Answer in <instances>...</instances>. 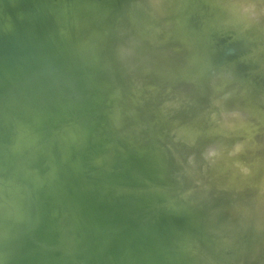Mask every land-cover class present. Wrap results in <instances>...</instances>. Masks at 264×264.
<instances>
[{"label":"water","instance_id":"water-1","mask_svg":"<svg viewBox=\"0 0 264 264\" xmlns=\"http://www.w3.org/2000/svg\"><path fill=\"white\" fill-rule=\"evenodd\" d=\"M175 2L165 17L172 15L178 20L180 41L187 47L182 58L192 54L190 59L198 62L196 75L191 81L182 78L174 87L162 82L164 79L160 80L163 86H158L147 74L136 82L145 83L146 92L151 93L201 88L203 74L222 49L219 73L239 81L237 91L262 95L260 104L245 97L251 109L264 107V68L258 67L250 51L234 45L237 38L222 33L224 29L205 24L210 5L206 0ZM212 2L216 8L212 12L222 14L226 0ZM114 5V0H0V208L9 214L20 210L17 222L0 219L17 243L6 253L4 264H38L42 256L47 264H185L172 245L185 235H196L197 228L185 213L173 214L160 206L157 196L137 189L141 179L155 175L156 159H149L142 151H126L115 156L107 169H99L85 161L79 150L63 156L52 139V126L64 118L72 119L83 135L104 122V71L76 43L103 17L108 30L101 37L130 44L134 30L125 28L126 33L118 38L110 35L116 17L106 11ZM94 6L97 9H92ZM217 14L214 16L220 17ZM156 41L160 47L170 46ZM120 46L124 62L134 61L131 49ZM131 67L130 72L134 71ZM135 96L137 101L140 96ZM227 100L228 96L219 99L209 95L201 109ZM234 108L244 109L242 104ZM234 108L222 110V116ZM221 120L213 129L196 128L191 135L172 141L195 150L220 133ZM26 136L30 150L16 153L14 146ZM100 150V145L91 148L94 154ZM179 173L178 179L183 181ZM62 219L73 240L70 251L60 245ZM22 228L40 249L25 246L19 232Z\"/></svg>","mask_w":264,"mask_h":264},{"label":"rangeland","instance_id":"rangeland-1","mask_svg":"<svg viewBox=\"0 0 264 264\" xmlns=\"http://www.w3.org/2000/svg\"><path fill=\"white\" fill-rule=\"evenodd\" d=\"M130 1L131 0H114L115 5L113 7H110L109 10L106 11L107 14L112 15V17H115L116 16L115 20L118 17L116 14H119V15L122 14V16H123V17L122 16H119V17H121L123 19V20H121V18L119 19L121 21V25L118 24L119 23L118 22L119 20L118 19L116 20L117 24L114 25V27H116L117 30L116 29H112L113 30L112 37L115 35V33H116V36H114V37H117V35H121V34L123 35V33H126L125 32V28H128L131 31H133L135 29V26H133V25L135 24L136 21H138L137 24L140 25V26H137L138 28H136V30L137 29L140 30V28H141V30H143L146 34L147 33L148 34L147 35L144 34L143 31H139V34H137L136 33V30H134V32H135V36L134 37H136L135 39L138 38V39L141 40L142 38H144V40L142 39V41H145V38H147V39H150L152 41V44H151V41L150 40H149L150 42L149 41L148 42L145 41V43L142 42V41L140 42V40H137L140 43V44L138 43V47H137L136 46L137 45L136 44V41H133V40H135L134 37H133V40H132L133 42H130V46L129 47H126L127 46V43H124V42L122 43V41L121 42H117V43L116 42L113 43L111 41L108 42V40H106V39L104 40L103 38H101V36H102L103 32H105V31L108 30L107 29L108 27L106 25L105 18H103V17H102V20L100 19V22L97 23L94 26V30H93L94 32H88L87 35L85 34V35H83L81 37V39H78L77 46L82 51L84 50L83 51L84 54L87 51L88 55H87V53L85 55L88 56V57H91L96 62V64L99 67H101L103 69V71H104V76H103L104 77V82H105V84L107 82V84H106V95H105V104H104L105 106H103L102 112H103V117H107L105 119L103 118L104 123L106 125L103 126V123L102 124H97L99 126L96 125L94 127V130H92L93 132H91L88 135H83L81 132H79V130H77L76 127H74L75 126V123H73V121H71V123L73 124V126H72V124L70 122L68 123V121H70L72 119L64 118L61 121H59V124L60 125L58 124V127L55 126L56 123L52 126V129L54 131H56V133H54L53 130H52V133L55 136H57V137H53V134H52V137L54 139L57 138V140H54V142H56V145L58 147H60L61 149H62L61 146H64V145L66 146V143L68 144L70 142H73V145H70V147H69V145H67L68 146V147L66 146L67 148L64 146L66 149L65 148H63L62 150L59 149L60 150V153H61V151H63L61 153L63 156L69 154L68 152H69V150H72L73 149L72 146H74V144H76V146H74V148H75L74 150L75 151L74 150L73 151H70V154H73V153L77 152L78 151V150H76L77 147L78 148L80 147L81 148V149L79 148L80 151L81 150L83 151V149L85 148V146L88 143L89 146L88 145L87 146H88V149L90 150V152H89V150L87 148H85L86 150L84 149L86 152L85 151H83V152L81 151L82 153L79 152V151L78 152L80 153V155H83V156H85L86 153H87V156H85V157L82 156V158L84 160L90 162V164H92V165L94 164L93 166H95L96 168H99V169L101 168V166L103 167L101 169H107L109 167V165L111 164L109 162H112L113 161L111 159H114L115 156L122 154L121 151H123V153H124V151L126 152L129 149L131 151H133L134 148L133 149H131V148L134 147L135 144H136V146H138L140 144H141V146H143V145H145L144 143H148V144H146L148 147L147 146H145V147L143 146L144 148H141L139 146L141 148L139 150H138L139 147L137 148L135 146V150L134 151H137V150L138 151H142V152H144L149 157V159H157V162H158L159 166H158V168H156V171H155L156 173H155V175L153 177H149V178L148 177H145L144 179H141V181L139 183V185H141V186H137L138 187V190L140 191L139 188L141 187V192L143 191V193L151 194V195H155V196H157V194L160 195V196H157L160 199L159 202H161V203H159L160 206L161 207L164 206L163 208H165L168 211H171L173 214H182L184 212L185 213L187 212L188 214H186V215L189 216V215H191V211L194 210L195 212H197L198 211V208L201 209V210H199V213L200 214H197L198 213L197 212L196 213L197 215H196L195 218H190V220L192 221L193 225H195V227L198 230V233L196 234L197 236L195 237V235L194 236L193 235L192 236L191 235H185V236H183L184 238L181 237L182 240H184V241H182V242H180V241L179 242H175L172 245V248H174V249L177 248V250L182 254V256H184V258H185L184 259L185 264H193L194 261L192 262L193 259L191 258V256H197L198 257L197 262H195L194 264H218V263L219 264L220 263H222V264H264V207L261 208L260 210H258L257 212H255L253 214V216H251V215L250 216H247L244 213H238L237 214V219L239 221V224H238L239 226L237 228H235L236 224L234 225L232 223H227L226 221H224L225 220V214L227 213V210L223 211L222 208H221V206L224 205V204L228 205L231 201L232 202H234V201L236 202L237 200L241 199L242 197L244 198V196H246L244 194H247V192L249 191L248 188H250L251 185H253V184H256V186H257V188L259 190H261V191L264 190V113H260V111L257 108H253V109L248 110L246 112H244L242 108H238L236 110H234L235 109L234 108L233 109L234 111L232 113L227 114L225 117L222 116V113H221L222 110H224V109L226 110L227 108H230L232 106L235 107L237 104H241V103L244 104V102H245V97L242 96V94H241V97L242 98L244 97V99L240 98V99H242V102L240 103L241 100L238 99V97L240 95V91H237L238 88L236 90H234V92H233V89L238 86V82L239 81H237V80L234 81V79H231V80L230 79H227V78H229L228 77V74L219 73L220 67L218 68L217 66L219 65V63L221 61L222 51H220L218 54H216L215 57L213 56L214 58L211 61L212 62V66H210L209 67V70H206V73L203 74L202 79H203V81H205V83H204L203 86H201V90H200V88H187L186 89L187 91L186 90L184 92H181L180 91L181 94H183V93L185 94L187 92L186 95H189V96H192V92L194 91L193 92V95H195V98L196 99L198 98L197 100L196 99H193L194 96H192V100H190L191 97L189 98V96H188L187 101H185L186 100V96L183 94L182 96H184V97H180L181 94H179L178 91L175 92V90H173V89L172 90L174 91V94L178 93V94H176L177 95V98H176V96L174 98V95H172L171 93H168V94H170V96L173 97V99H175V102H174V100L171 99L170 96L168 98L171 99V102L168 101V100H166V98H167L166 96H168V94L165 95V96H164V94H161V92L163 93V90L161 92L159 90V93L158 94H157L158 90H156V92H154V93H151L150 92L152 96L151 95L149 96V94H150L149 92H146L147 93L146 94L144 92L147 89L146 84L143 83L144 84L143 85L142 82L141 83L138 82V83H140V85L142 84L141 86H138V83L134 81L136 79L138 80V77L137 78H132L133 79L132 80L131 79V76L132 77L133 76L134 77L139 76V78H140L143 75V73L149 75L148 73H150L152 71L150 73V76H149V78L152 80L151 82H153V79H154V82L155 83L157 82L158 86H161V85L163 86V84H161V83L162 82H165L166 85H171V86L174 87V86H176V85L179 84V81L183 80L182 78H184L187 81H189L191 77H193L194 75H196V70L198 69V64H197L196 61H194V60L192 61V59H190V57L192 56V54L189 55V56H187L184 59L182 58L183 57V54L185 53V49L187 50V47L186 46H184L185 48L184 47L183 48L181 47L182 50H179L178 52H176V54L178 56L177 55L175 56V54H174L175 52H172L173 53L172 55H174V56H172L171 55V52L169 50L170 54L167 56L168 58L165 56L164 61H163V58L162 57H164V55H167L168 52H166L167 54H163V56H159V53L160 54L161 53H164V52H161V50L162 51H166V50L168 51V49H170V48H168V46L165 45L166 47L164 46L165 48L162 49L163 46L160 47V43L156 41V37H160V36H163L164 35L163 37L166 38V36L170 34V37L169 38L164 39L163 37H160L161 38L160 40H163L164 39L166 41V43L164 41V44L170 45V47H171V45H172V47H174L173 44L174 45L175 44H179L180 43V41H179L180 40V36H182V33L180 32V27H179V24H178V20L174 16H172V15H169L166 18L165 17V14L164 15L162 14L165 17V20H164V18L160 17L161 14L158 15L159 13L155 12L156 11V10H154L155 8L154 9L152 8L154 11L151 10V7H153V4H150V3H152V0H137V1H134L136 3H130ZM206 1H207V3H209L211 5H209L206 8V10H207L206 14L207 15L205 14V17L207 18L208 14H210V15L212 14L211 17H213L214 19H212L210 17V19L213 20V22H212V20H210L209 19V16H208V20L205 18V24H208L210 22L211 24L209 23L208 25H211L213 27H215V26H217L218 28L222 27V29H225V27H227L225 30H223L224 32L222 31V33H227L228 32L227 34L230 35V37H232V36H234V38L236 37L237 39L234 42V45H242V46H244L247 50L250 51V53L252 54L253 58L255 60H257L258 67L264 68V19H261L262 12H263V9H264V0H257L256 3L254 2V4L251 3V2H249V0H239L240 3L243 4V6H244V8H243L244 12H247L248 13V15H247L248 16V19H245V22L243 23L244 25H246V28H248V32H245L244 31L246 29L245 27L243 28V31H242V27H243L242 26V20L240 21V20H236L235 18H233L234 17L233 14H234L235 10L237 9V7H235L233 5V3H231V2H235L236 0H226V1H230V2H226L227 4L230 3V5H226V8H224L226 11L224 10L223 12H221L224 15L219 14V12H218V14L217 13H213L214 11L212 9H214V10L216 9V8L211 7L212 6V3H213L212 2L213 0H211V1L210 0H206ZM174 3H176L175 0H173L172 2H169L167 6L170 7V9H173V4ZM186 3H187V1L185 2V5L183 6V8H186V6H187ZM231 5L234 8H236V9H233L234 11L231 9V8H233V7H231ZM227 6H230L231 8L228 7L229 8L228 9ZM209 8H212V9H209ZM92 9H97V7L94 6V7H92ZM199 9H200V7H199ZM149 10H150V13H152V15L149 13L148 20L144 22L145 18L143 19V13L146 14ZM210 10L213 11V12L212 13H208V12H211ZM143 11H145V12H143ZM151 11H153V12H151ZM106 12H104V15L106 14ZM140 12H141V15H142L141 16L142 17L141 20H140L141 17L140 18L138 17V15L140 16ZM124 13L127 15V17H126V15ZM166 14H168V13H166ZM214 14H217L220 17L216 18L214 16ZM132 17H134V18H132ZM149 17H151L152 19L149 18ZM20 18H21V16H20ZM137 18L140 21L137 20ZM124 19H125V22H124V24H122L123 23L122 21H124ZM127 19H128V21L130 19L131 20H134V22L130 20V23H128L126 21ZM154 19H155V23L154 22L152 23V21ZM160 19H162L163 23L162 22H159ZM231 19L233 21H231ZM115 20L113 22H115ZM142 20H143V22H142ZM207 21H208V23H207ZM223 21H225L224 22L225 24L223 23ZM235 21L236 22H239L240 21V23H239L240 25L238 24V26H234V25H237V23L235 24ZM131 22H133V23H131ZM165 22H166V25L167 26L165 25ZM232 24H234L233 25L234 28H233ZM122 25L123 26L126 25V26L122 28V27H120ZM163 27H165V29ZM236 27H237V29H239V28L240 29L237 30ZM119 29H121V30H119ZM161 29H163L162 32H165L164 30H166V34H164L162 32H159V31H161ZM99 30H100V32H99ZM101 30H102V32H101ZM114 31H116V32L114 33ZM153 31L155 32V34H154ZM169 31H170V33H169ZM119 32L120 33L122 32V33L120 34ZM98 33H100V34H98ZM142 33H143V35H142ZM160 33H162L163 35L160 34ZM111 34H112V31H111ZM140 34H141V36H140ZM173 35H175V37ZM236 35H238V36H236ZM152 36L153 37L156 36V37H154L155 39L154 38H151ZM246 37H247V39H246ZM228 38H229V36H228ZM101 39H102V41H101ZM168 39H171V41L168 40ZM174 39H175V41H174ZM97 40H98V43H97ZM99 40L101 41L100 43H99ZM83 43L85 45H83ZM120 44L123 45V47L121 46L122 48H125L126 47L125 50L128 49V48L131 49L130 51L133 52V55L138 54V57L135 56L134 59L136 60L137 63L140 62V63H138L139 66L134 65L135 60L132 61L130 64H129V61H126V63L124 62L123 58L119 54V46H120ZM146 44H148V45H146ZM149 44H150L151 47L149 46ZM81 45H83V46H81ZM131 45H132V47H131ZM143 45H144V47L146 46V48H148V46H149L148 50H146V48L142 47ZM101 47H103V48H101ZM139 47H140V49H139ZM150 48H151V50H150ZM166 48H168V49H166ZM85 49H87V50H85ZM158 50H160V52ZM220 50H222V49H220ZM98 51H99V53H98ZM137 51L140 52V53H136ZM141 51H143V52H141ZM171 51H173L172 48H171ZM96 53H98V54H96ZM141 53L142 54L144 53L146 55L143 54L144 56L141 57L142 56ZM129 54L132 55V53H129ZM96 55H98V56H96ZM139 55H140V58H139ZM146 56H148V57H146ZM171 56L173 58L174 57H176V58L173 59ZM169 57H171V59ZM144 58H146V61H147L146 65H144L145 64L144 62H141V61L145 60ZM140 59H141V61H140ZM165 59H166V61H167V59H169L168 60V63L165 62ZM150 60L153 62L154 65L151 63ZM156 60L159 63H157ZM148 61L150 63H148ZM173 61H174V63H173ZM175 62H178V63H175ZM142 63H144L142 67H144L145 69H146V67H150V68H147L148 70L150 69L149 72L146 70V73H145V71L143 72V70H145L144 68H141L140 69V67H141L140 64H142ZM156 64L159 66V68H158V66ZM149 65H151V66H149ZM161 65H162L163 69L159 70L160 68H162ZM188 65H189V67H187ZM174 66H176V67H174ZM130 67L131 68H134V71H138L141 75L136 74L137 72H133V71L130 72L129 71V68ZM152 67L155 68L157 71L155 72V69L153 70ZM178 68L181 69V71ZM139 69H140V71H139ZM190 70H191V72H189ZM159 71H161V72L164 71V72L162 74L161 73L159 74L160 78L158 79L157 74H158ZM165 71H167L166 74H164ZM175 71H177V73ZM178 71L180 72V75H179V72ZM132 73H135L136 75H133ZM153 73H154V75H153ZM151 74H152V76H151ZM175 74H176V76L178 78L177 77L174 78L175 77ZM210 74H211V76H209ZM217 74H218V76H217ZM110 75H113V76H110ZM163 75H164V77H163ZM221 75H222V77H221ZM154 76L157 79H155ZM172 76H173V78H171ZM108 77H109L110 80L108 79ZM210 77H212V78H210ZM161 79H164V81L162 80V82H161L160 81ZM130 80H131V82H130ZM221 82L223 83V86L220 84ZM230 82H234V83L231 84ZM132 83H133V85L137 83L136 86L139 87V88H142V93L139 96H140V98L143 97L142 100H144V102L146 104L148 102V105H149L150 104L149 101H152V103H151L152 105H153V103L155 101H156V103H159L158 100H157L158 98L155 100V98H156L155 95L157 94V97H159L160 99H163L161 97L164 96L165 97L164 98L165 101L162 102L163 100H160L159 99V101H161L162 103H160L161 105H158V104L155 103L154 105L155 106L157 105L156 108H158V106L160 107V106L166 105L167 103H168L167 105H173L174 104L172 106V111L176 108V104L175 103H177V108L180 107V105L178 104L179 99H180V101L183 99L182 101L184 103L189 101L188 104L190 102H191L190 104H193V103L195 104L197 102L198 103L200 102L201 105H199L200 103L199 104L197 103V105H195V106L189 105L190 107L191 106L192 107L199 106V107H197L198 110H199V108H202V106H203L202 104H204L206 102V99H207V97L209 95L214 96V95L217 94L216 96L219 97V99L220 98L221 99L222 98L225 99V96H228V100L227 101H223V102L219 103L220 105L218 104L219 105V109L221 108L220 109L221 112L218 109L216 110V108H218V106L216 108L215 107H212V109L209 108L211 111L210 110L209 111L206 110V112L209 113V114H210V112H213V110L218 111L219 114L221 113V115H219V118L220 117L221 118L223 117L222 120H221L223 126L221 127L220 133H218V135H216L215 137H212L211 140H209L208 142H205L204 144L198 146L197 149H195V150H193L190 147H184V148L182 147L181 148L182 145L180 146V145H177V143H175V142H171V140H172L171 138H170L171 140L169 141V140L160 139V138H158L155 135H151L152 136V138H151L150 135H143V134H141L140 132H138V130H137L138 128L135 126V124H133V117L136 116V112L135 111L136 110L137 111L139 110L138 112H140V114H141V116L143 118L142 119V122L139 124L140 127L138 126L139 129L141 127H142L141 128L142 130L145 128L147 130V132H146V130H144L145 133H148V132H150V128L153 127L152 125L154 123L153 122V120H154L153 119V115L151 113L152 112L151 109H153L154 107H152V105L150 104L151 106L149 105V107H151V108L148 109L147 108L148 106L144 102H142V101L140 102L139 100H141V99L138 98L139 103H138L137 106H139V104H140V107L143 106V107H145V109L146 108L147 109L144 110V111H142L143 109L140 110L139 109L140 107L139 108L136 107V110H134V107L131 106L130 103H131V100L133 102L136 99V96H134L135 95L134 93H135L136 86L134 85L135 88H133ZM159 84H161V85H159ZM217 84H220L219 85V88L222 87V89H223L222 91H221V88L219 89L217 87ZM126 86H127V88H124ZM130 87H132V88H130ZM216 87L218 88V91L213 92V90ZM122 88H123V90H122ZM188 89L189 90L191 89V90L189 91ZM128 90L130 91V93H132V92L133 93L130 94ZM202 90H203V93H202ZM215 90H217V89H215ZM164 91L166 92V90H164ZM195 91L197 93L201 94V95L198 94L201 97H199L197 94H195L196 93ZM249 91H247V92H249ZM170 92H172V91H170ZM188 92H189V94H188ZM237 92L239 93V95H238ZM252 93L253 92H251V94L248 93V95H245V96H248L249 99L252 98L253 99L252 102H255V103L260 102L259 100H261L262 95L259 92H257V93L255 92V94H252ZM142 94H143V96H142ZM234 94H235V96H234ZM178 95H179V97H178ZM153 96H155V97H153ZM236 96H237V98H236ZM150 97L152 98L151 100H149ZM233 97L235 98V100L237 99L236 102L234 101V98ZM146 99H147V101H146ZM153 99H154V101H153ZM254 99H256L257 101L256 100L254 101ZM193 100H194V102L192 103ZM141 103L142 104L144 103L145 106H144V104L142 105ZM227 103H229V104L231 103L230 105H232V106L229 107V105ZM245 103L247 104V102H245ZM185 104H187V103H185ZM188 104H187V106H188ZM224 107H227V108H224ZM131 108L134 110V112L132 111ZM180 108H178L179 110L176 109V113L177 112L178 113L181 112L180 111ZM222 108H224V109H222ZM243 108H244V106H243ZM106 109H109V110L106 111ZM200 110L201 111H204L203 112L204 113L203 115L206 114L205 113V110H202V109H200ZM201 111H200V113L202 114ZM104 112L105 113L107 112V114H105ZM173 112H175V111H173ZM243 113H245V114H243ZM112 114H114V115H112ZM240 114L243 115L244 118H243V120L241 119L242 122H237L236 119L239 118V115ZM173 115L175 116L174 113L172 114V117H173ZM105 120H106L107 123H109V125H107V123L105 122ZM145 120H147V121H145ZM62 121H64V124H66L65 122H67L68 125H64ZM61 122H62V124H61ZM149 123H151L152 125H150ZM148 124L150 125V128H149ZM110 125H111V127H108ZM71 126L73 127V129L71 128ZM105 126H107V127H105ZM56 128L58 130H56ZM74 128H75V130H74ZM104 128H107V129H105V130H107V132H105ZM109 129H110V131H109ZM62 130H63V132H66L67 131L68 132V135L65 134V133L62 134L63 133ZM68 130H70V131H68ZM116 130H118V131H116ZM59 131H61V132H59ZM100 132H101V134H100ZM103 132H105L107 134L106 138L102 134ZM58 133H60V134H58ZM69 133L70 134L71 133H74L76 135L73 134L74 135L73 136L72 134L70 135ZM112 133H113V135H112ZM126 133H128V135ZM80 135H82V136H80ZM60 136L61 137L63 136L61 139H64V138L65 139L64 140H59L60 139ZM84 136H85V140H84ZM86 136H87V140H86ZM68 137L70 138V140H68L70 142H67ZM89 137H90L91 140L89 139ZM153 137L155 138V142H154ZM26 138H29V137L26 136L25 139L20 142L21 144L19 143L21 146L18 145V144L15 145V152L18 151L17 153L20 152L19 154H23L22 152L27 151V150L28 151L30 150L29 149L31 147L30 145H29V148L26 149V147H28L26 145H28L29 142H30V140H27ZM77 138H78V140H77ZM135 138L138 141H140V143ZM149 138L151 140L153 139L152 141H153L154 144L157 143V147H155L156 144L153 147V143H152V141H150ZM92 139L94 141H92ZM120 139L121 140L124 139L123 140L124 142L123 141H120ZM128 139H130V140H128ZM131 139L132 140L135 139V141H137L138 144H137V142H134V141L131 142ZM58 140H59V142H61L60 145L58 144L59 143ZM89 140H90V144H89ZM125 140H128L127 143H126ZM113 141L114 142L116 141V143H114ZM79 142L82 143V144H80ZM93 142H94V145H96L98 143H99L98 145H104V146H101V150L97 154L96 153L94 154V153L91 152V148H92L91 146L93 145ZM111 142H113L116 146L114 144H111ZM23 143L26 144V145H24ZM107 143H108V145H107ZM132 143H135V144L132 145ZM149 143H151V145H152V150L150 149L151 145H149ZM117 144H120V145H117ZM126 144H127V147L128 148L126 147ZM81 145L84 147L83 149H82V146ZM128 145H130V146H128ZM20 147H24V148H22V150H21ZM106 147L107 148L109 147V149H111V148L112 149H114V148L116 149V147H117V149L120 148L121 151H119V150H117V151L116 150H112V151H114V152H112L110 150V152H109V149H106ZM129 147H131V148H129ZM102 148H103V150H102ZM155 148H157V149H155ZM23 149H25V150L23 151ZM159 149H160V152H161V149H162V152L163 151L164 152L167 151V152L165 154H164V152L163 153H160V156H158L159 155V152H158ZM87 151L89 152V155H88V152ZM104 151H105V153H107V155L106 154L103 155V152ZM27 152H24V154L27 153ZM100 153L102 154V156L100 155L101 158L98 156V154H100ZM112 153H114L115 155L113 156ZM91 155L94 156L93 159H92V156ZM95 155H97L99 158L98 157L95 158ZM112 156H113V158H112ZM161 156H165L166 158H168L167 156H169V157L171 156L172 158L171 157L170 158L173 159V162H178L180 164H183L182 167H185V169L187 168V170H190L191 168H193L191 170H196V174H195L194 179H192L189 183H183L180 180H178V175H177V171L178 170H177V168L174 167L173 164L170 162V164H171V166L173 168L172 169L170 167L169 162H167V161H169L168 160L169 158L167 159V161L165 159H163V160H165V162H164L163 160L160 159ZM94 158H95V160H94ZM98 160L100 161V162H98L99 164L97 163ZM105 160L106 161L109 160V161L106 162ZM101 162H102V164H101ZM162 162H164V163H162ZM105 163H106V165L108 167H106ZM165 163L167 164L166 167L164 165ZM174 164H176V163H174ZM180 164H179V166H180ZM103 165H105V166H103ZM162 165H163V167H162ZM174 168H175V171H174ZM233 170H235L236 177H240V178L242 177L243 178V181L244 182H243V184L241 186V188H242L241 190L242 191L239 190L238 193H237L238 190L235 191L236 195H235V193L233 191V189H234L233 188V186H234V180L237 179L236 177H235V179L232 180L233 182L231 184L227 185L226 187H223V188L221 187V188H219L220 190L219 189H216V190L213 189L212 180L213 181H219V182H221L222 180L227 179V177L230 175V172H232ZM175 177H176V179H175ZM170 181H173V182L170 183ZM174 181L175 182L177 181V182L175 183ZM166 182H169V183H166ZM151 185L152 186L157 185V186H156V188H154V187L152 188ZM179 185H181L184 188H182ZM144 187H146V188L148 187V188L146 189ZM149 187H151L153 190L150 191L151 188H149ZM157 191H159V192H157ZM161 191H163V192H161ZM244 191H246V192L244 193ZM155 192H157V193H155ZM190 192H191V195H190ZM187 193H189V195ZM238 194H240L241 198H238V196H239ZM242 194H243V196H242ZM175 195L177 197L179 196L178 198L182 200V201L180 200L181 203L183 202V200H184V202L186 201L185 202L186 204L184 202H183L184 204L182 203V205H184L183 207H185L186 205H188L187 206L188 208L187 207L184 208L186 211L184 210V212H183V209H179V208H182L181 207L182 205H181L180 202H179L180 203V205H179L178 200L174 199V196ZM230 195H232L231 196L232 198L230 197ZM169 196H170L171 200H170ZM176 196H175V198H176ZM180 196H181V198H180ZM233 196L235 198H238V199L236 200ZM186 197H187V199H186ZM168 199L173 204H169L170 202L168 203ZM172 199L177 201L176 202L177 206H175V207H178L179 206L178 209L175 208L174 206H172V205H174V202H173ZM166 200H167V202H165ZM187 200L189 202H191L192 204L189 203ZM194 200H196V201H194ZM162 204H164V205H162ZM191 206H193V207H191ZM171 207H173V208H171ZM175 209H177V210H175ZM189 210H191V211H189ZM17 211H18V213L9 214L6 211L2 210V208H0L1 218L2 219H5L7 222H9L11 220L9 223L17 222L19 220V218H20V214H19L20 213L19 212L20 210L18 209ZM13 215H15V216L18 215V216H16L18 218H16ZM198 216H199V218H198ZM200 218H201L200 221L203 222V225H204V222H205V226H206L207 229L206 228H203L205 226H202V222L199 223V221H197ZM207 218H209L211 221H207ZM61 222H62L61 223V233L63 232V237H64L61 240V242H63V243H61V247H62V249L64 251L65 250L66 251H70L72 249L70 247H73V240H72V238L68 234V231H67L68 230V227L67 226L64 227L65 224H66V221L62 219ZM63 224H64V226H63ZM200 226H202V227H200ZM7 229L8 228H6V227H4V226H2L0 224V239H1V237L4 236L5 238L3 237L1 240H4V239H5L4 241L7 240L8 242H5V243L8 244L13 239L11 241L8 238L6 239L7 235H10V233H8L9 231ZM22 230H23V232H22ZM66 231H67V234H65ZM19 232H22V236L23 237H24V235H26V229H23L22 228ZM24 232H25V234H24ZM211 233H213L215 235L213 236ZM198 234L200 235V238H198ZM216 234H217V236H216ZM64 235H66V236H64ZM188 236H190V237H188ZM8 237H10V236H8ZM181 238H180V240H181ZM202 238H205V239H202ZM26 239H27V241L29 240L28 243L29 242H32L31 243V246L33 244L34 245V249H40L39 248L40 245L37 243V241L35 239H32V238L28 237L27 235H26ZM26 239L24 240L25 241V245L27 244ZM206 239H207V242L204 243V241ZM201 240H202V242H201ZM4 241H0V242H2V244L0 245V248L1 249L2 248L3 249H6L7 248V250H5V251H8V248H10V247H7V246H11L14 241L11 242L12 244L10 243L9 245H5L4 247H6V248H4L2 246V245L5 244ZM186 241L188 243L190 242V246H193V249L189 245H186L187 244ZM194 241H196L197 243H195ZM191 242H193L194 244L191 245L192 244ZM215 242L216 243L218 242L217 243L218 245ZM14 243H15L14 245L16 247L17 246L16 245V241ZM179 243L182 244V245H184V244L185 245L184 246L181 245V247H180V244ZM208 243L210 244L209 246H212L213 248H214L213 245L216 246L213 250L218 249L217 247H220L221 246L222 248L220 247V250H221L222 253L225 251L226 248H227L226 250H228L230 248H232V249H230V251H226L223 254H221V252H220L219 249L216 250L217 252L216 251H211V247L209 248ZM197 244H199V246ZM14 245L12 246L13 248H15ZM26 246L27 247L28 246L30 247V244H28ZM68 246H70V247H68ZM197 246H198V248H196ZM12 247H11V249L13 250ZM185 247H187V248L185 249ZM189 247L191 249H188ZM32 248H33V246H32ZM179 248H181V249H179ZM3 249L0 250V264H4L3 263V260H4V257L5 256L3 255ZM206 249L208 251L210 249V251L207 252ZM183 250H184V252H183ZM5 251H4V253H7ZM232 251H233V253H230ZM191 252H192V254H191ZM210 252H211V254H210ZM204 254H206V255H204ZM212 254H214V255H212ZM224 254L226 255V257H228V259L225 258V255ZM211 256H212V258H211ZM214 256L216 258H213ZM220 256H222V257H220ZM223 256H224V260H222L223 259ZM41 259H40V261H39L38 264H47V259L45 257L42 256ZM1 260H2V262H1ZM225 260L226 261L228 260V261L226 262ZM218 261H221V262H218ZM223 262H225V263H223Z\"/></svg>","mask_w":264,"mask_h":264},{"label":"bare ground","instance_id":"bare-ground-1","mask_svg":"<svg viewBox=\"0 0 264 264\" xmlns=\"http://www.w3.org/2000/svg\"><path fill=\"white\" fill-rule=\"evenodd\" d=\"M172 1H173V0H152V3H150V4H153V7H151V10H153V9L155 8L154 10H156L155 12L159 13L158 15H160V14H161V15H162V14L164 15V14H166V13L169 11V9H170V7L167 6L168 3H169V2H172ZM210 1H211V0H210ZM214 2H215V1H214ZM214 2H213V3H214ZM226 2H230V1H226ZM249 2H251V3L254 4V2L256 3L257 0H249ZM211 3H212V2H211ZM231 3H233V5H234L235 7H237V9L234 8L232 5H231V7H233V8H231L230 6H227V8L229 7V8H231L232 10H233V9H236L235 12H234V14H233V16H234L233 18H235L236 20H240V21L242 20V24H243V23L245 22V19H248V16H247L248 13H247V12H244V10H243V8H244L243 4H241L239 0H236L235 2H231ZM184 5H185V4H184ZM210 5H211V4H210ZM226 5H230V3H229V4L226 3ZM151 6H152V5H151ZM186 7H187V6H186ZM199 7H200V6H199ZM211 7H213V5H212ZM152 8H153V9H152ZM229 8H228V9H229ZM118 9H119V8H118ZM121 9H122V8H121ZM121 9H120V10H121ZM148 9H149V8H148ZM209 9H212V8H209ZM126 10H127V9H126ZM126 10H125V11H126ZM154 10H153V11H154ZM212 10H213V9H212ZM237 10H238V11H237ZM127 11H128V10H127ZM153 11H151V12H153ZM208 11H209V10H208ZM210 11H211V10H210ZM233 11H234V10H233ZM233 11H232V12H233ZM121 12H122V11H121ZM130 12H131V11H130ZM143 12H145V11H143ZM146 12H147V11H146ZM211 12H212V11H211ZM125 13H126V12H125ZM125 13H124V14H125ZM149 13H150V10H149L146 14L143 13V19L145 18L144 22L148 20ZM208 13H209V12H208ZM228 13H229V12H228ZM235 13H236V14H235ZM126 14H127V13H126ZM126 14H125V15H126ZM150 14L152 15V13H150ZM225 14H226V13H225ZM116 15H117L118 17H119V16H122V14H121V15L116 14ZM130 15H131V14H130ZM161 15H160V17L164 18V20H165V17H164L163 15H162V16H161ZM211 15H212V14H211ZM222 15H224V14H222ZM111 16H112V15H111ZM141 16H142V15H141ZM141 16L138 15L139 18H140ZM263 16H264V9H263V12H262V17H263ZM115 17H116V16H115ZM118 17H117V19L119 20L121 17H119V18H118ZM122 17H123V16H122ZM126 17H127V15H126ZM154 17H155V16H154ZM227 17H228V16H227ZM262 17H261V19H264V17H263V18H262ZM132 18H134V17H132ZM146 18H147V19H146ZM149 18H151V17H149ZM155 18H156V17H155ZM212 18H213V17H212ZM229 18H230V17H229ZM229 18H228V19H229ZM117 19H116V20H117ZM141 19H142V17L140 18V20H141ZM151 19H152V18H151ZM206 19L208 20V16H207ZM209 19H210V17H209ZM213 19H214V18H213ZM249 19H250V18H249ZM114 20H115V19H114ZM114 20H113V21H114ZM116 20H115V22H113L114 25L117 24ZM121 20H123V19L121 18ZM130 20H131V19H130ZM130 20L128 21V19H127L126 21H127L128 23H130ZM137 20H139V19L137 18ZM140 20H139V21H140ZM210 20H212V19H210ZM210 20H209V21H210ZM131 21L134 22V20H131ZM231 21H233V20L231 19ZM231 21H230V22H231ZM240 21H239V22H236V21H235V22L237 23V25H234V24H232V25H234V26H238V24L240 23ZM118 22H119L118 24L121 25V21L119 20ZM122 22H123L122 24H124L125 19H124V21H122ZM133 22H131V23H133ZM142 22H143V20H142ZM159 22H162V23H163L162 19H160ZM207 22H208V21H207ZM212 22H213V20H212ZM224 22H225V21H223V23H224ZM228 22H229V21H228ZM228 22H227V23H228ZM135 23H136V22H135ZM148 23H149V22H148ZM169 23H170V22H169ZM209 23H210V22H209ZM209 23H208V24H209ZM216 23H217V22H216ZM232 23H233V22H232ZM236 23H235V24H236ZM142 24H143V23H142ZM146 24H147V23H146ZM173 24H174V23H173ZM210 24H211V23H210ZM224 24H225V23H224ZM126 25H127V24H126ZM126 25H124V26L122 25V26H120V27L123 28V27H125ZM143 25H144V24H143ZM154 25H155V24H154ZM165 25H166V22H165ZM216 25H217V24H216ZM239 25H240V24H239ZM133 26H134V25H133ZM138 26H140V25H138ZM166 26H167V25H166ZM220 26H221V25H220ZM220 26H219V27H220ZM224 26H225V25H224ZM234 26H233V28H234ZM242 26H243V27H242V31H243V28H244V27L246 28V25L243 24ZM118 27H119V26H118ZM120 27H119V28H120ZM172 27H173V26H172ZM216 27H217V26H216ZM239 27H240V26H239ZM105 28H106V27H105ZM122 28H121V29H122ZM136 28H138V27H135L134 30H136ZM142 28H143V27H142ZM156 28H157V27H156ZM163 28L165 29V27H163ZM167 28H168V27H167ZM167 28H166V29H167ZM220 28H222V27H220ZM226 28H227V27H225V29H226ZM240 28H241V27H240ZM240 28H239V29H240ZM97 29H98V28H97ZM114 29L117 30L116 27H114ZM121 29H119V30H121ZM172 29H173V28H172ZM225 29H224V30H225ZM236 29H237V27H236ZM239 29H237V30H239ZM95 30H96V29H95ZM119 30H118V31H119ZM162 30H163V29H161V31H159V32H162ZM118 31H117V32H118ZM139 31H143V30H141V28H140V30L137 29V30H136V33L139 34ZM155 31H156V30H155ZM164 31H165V32H162V33L166 34V30H164ZM240 31H241V30H240ZM244 31H245V30H244ZM92 32H94V31H92ZM95 32H96V31H95ZM99 32H100V30H99ZM101 32H102V30H101ZM115 32H116V31H114V33H115ZM143 32H144V31H143ZM150 32H151V31H150ZM150 32H149V33H150ZM153 32H154V31H153ZM156 32H157V31H156ZM238 32H239V31H238ZM103 33H104V32H103ZM119 33H120V32H119ZM121 33H122V32H121ZM121 33H120V34H121ZM162 33H160V34H162ZM169 33H170V31H169ZM227 33H228V32H227ZM91 34H92V33H91ZM91 34H90V35H91ZM98 34H100V33H98ZM144 34H146V33L144 32ZM147 34H148V33H147ZM147 34H146V35H147ZM154 34H155V32H154ZM160 34H159V35H160ZM86 35H87V34H86ZM90 35H89V36H90ZM110 35H111V36L113 35V30H112V34H110ZM121 35H122V34H121ZM123 35H124V34H123ZM142 35H143V33H142ZM162 35H163V34H162ZM169 35H170V34H169ZM95 36H96V35H95ZM114 36H116V33H115ZM118 36H120V35H117V38H118ZM134 36H135V34H134ZM138 36H139V35H138ZM138 36H137V37H138ZM140 36H141V34H140ZM163 36H164V35H163ZM163 36H160V37H163ZM171 36H172V35H171ZM173 36L175 37V35H173ZM236 36H238V35H236ZM93 37H94V36H93ZM143 37H144V36H143ZM146 37H147V36H146ZM154 37H156V36H154ZM160 37H156V39H158V38L161 39ZM84 38H85V37H84ZM90 38H91V37H90ZM97 38H98V37H97ZM99 38H100V37H99ZM101 38H102V37H101ZM135 38H136V37H134V39H135ZM140 38H141V37H140ZM151 38H153V36H152ZM163 38L166 39L167 36H166V38H165V37H163ZM80 39H81V38H80ZM142 39L144 40V38H142ZM142 39L140 40V39L137 38V39L133 40V41H136V44H137L136 46H137V47H138V43H139L137 40H140V42H141ZM154 39H155V38H154ZM164 39H163V41H165ZM86 40H87V39H86ZM89 40H90V39H89ZM89 40H88V41H89ZM149 40H150V39H148V41H149ZM168 40L171 41V39H168ZM180 40H181V39H180ZM180 40H179V41H180ZM81 41H82V40H81ZM91 41H92V40H91ZM101 41H102V39H101ZM101 41L99 40V43H100ZM133 41H131V42H133ZM150 41H151V40H150ZM150 41H149V42H150ZM174 41H175V39H174ZM79 42H80V41H79ZM85 42H86V41H85ZM108 42H109V41H108ZM108 42H107V43H108ZM142 42L145 43V41H142ZM93 43H94V42H93ZM97 43H98V40H97ZM110 43H111V42H110ZM122 43H123V42H122ZM122 43H121V44H122ZM124 43H125V42H124ZM126 43H127V42H126ZM129 43H130V42H129ZM134 43H135V42H134ZM165 43H166V42H165ZM121 44H120V45H121ZM139 44H140V43H139ZM151 44H152V41H151ZM76 45H77V43H76ZM83 45H85V44L83 43ZM83 45H81V46H83ZM99 45H100V44H99ZM109 45H110V44H109ZM144 45H145V44H144ZM144 45H143L142 47H144ZM146 45H148V44H146ZM113 46H114V45H113ZM121 46L123 47V45H121ZM121 46H120V47H121ZM124 46H125V45H124ZM129 46H130V44L127 43V46H126V47H129ZM139 46H140V45H139ZM149 46H150V44H149ZM149 46H148V48H149ZM173 46H174V47H172V45H171V47L169 46L170 49L166 48V49H168V51H167V50H166V51H162V50L159 48V49L161 50V52H164V53H161V54L159 53V56H163V54H167L166 52H168L167 55H164V57H162V58H163V61H164L165 56L167 57V56L170 54V52H171V55L173 54L172 52H175L174 54H175V56H176V55H177L176 52H178L179 50H182V48H183L184 46H186V44H184V42L180 41L179 44H175V45L173 44ZM89 47H90V46H89ZM92 47H93V46H92ZM122 47H121V48H122ZM126 47H125V48H126ZM140 47H141V46H140ZM140 47H139V49H140ZM150 47H151V46H150ZM181 47H182V48H181ZM81 48H82V47H81ZM87 48H88V47H87ZM97 48H98V47H97ZM101 48H103V47H101ZM125 48H123V49H125ZM144 48H146V46H145ZM148 48H146V50H148ZM164 48H165V47L163 46L162 49H164ZM171 48L173 49V51H171ZM184 48H185V47H184ZM91 49H92V48H91ZM128 49H129V48H128ZM133 49H134V48H133ZM133 49H132V50H133ZM135 49H136V48H135ZM85 50H87V49H85ZM150 50H151V48H150ZM160 50H158V51L160 52ZM169 50H170V52H169ZM83 51H84V50H83ZM126 51H127V49H126ZM128 51H129V50H128ZM220 51H221V50H218L217 53H215L214 57H215L216 54H218ZM96 52H97V51H96ZM131 52H132V51H131ZM141 52H143V51H141ZM149 52H150V51H149ZM180 52H181V51H180ZM86 53H87V51H86ZM86 53H85V54H86ZM98 53H99V51H98ZM98 53H96V54H98ZM114 53H115V52H114ZM137 53H140V52H137ZM146 53H147V52H146ZM143 54H144V53H143ZM143 54L141 53V55H142L141 57H143L144 55H146V54H144V55H143ZM149 54H150V53H149ZM178 54H179V53H178ZM87 55H88V53H87ZM92 55H93V54H92ZM103 55H104V54H103ZM132 55H133V53H132ZM132 55H131V56H132ZM251 55H252V54H251ZM90 56H91V55H90ZM96 56H98V55H96ZM104 56H105V55H104ZM135 56L138 57V54H136ZM172 56H174V55H172ZM172 56H171V57H172ZM177 56H178V55H177ZM87 57H88V56H87ZM105 57H106V56H105ZM146 57H148V56H146ZM171 57H169V58L171 59ZM214 57H213V58H214ZM93 58H94V57H93ZM103 58H104V57H103ZM139 58H140V55H139ZM162 58H161V59H162ZM167 58H168V57H167ZM172 58H173V57H172ZM174 58H176V57H174ZM174 58H173V59H174ZM184 58H186V57H184ZM136 59H137V58H136ZM144 59H145V60H143V61H141V59H140L141 62H144V63H145V64H144V63L140 64V66H141L140 69H141V68H144V67H142L143 64L146 65V63H147L146 58H144ZM150 59H151V58H150ZM134 60H135V59H134ZM168 60H169V59H167V61H166V59H165V62L168 63ZM106 61H107V60H106ZM150 61H151V60H150ZM153 61H154V60H153ZM156 61H157V60H156ZM179 61H180V60H179ZM179 61H178V62H179ZM192 61H193V60H192ZM169 62H170V61H169ZM178 62H176V63H178ZM190 62H191V61H190ZM190 62H189V63H190ZM130 63H131V61L129 62V64H130ZM138 63H140V62H138ZM138 63H137L136 60H135L134 65L139 66ZM148 63H150V62L148 61ZM151 63L153 64L152 61H151ZM157 63H159V62L157 61ZM170 63H171V62H170ZM173 63H174V61H173ZM102 64H103V63H102ZM106 64H107V63H106ZM127 64H128V63H127ZM197 64H198V62H197ZM153 65H154V64H153ZM156 65H157V64H156ZM165 65H166V64H165ZM165 65H164V66H165ZM182 65H183V64H182ZM184 65H185V64H184ZM186 65H187V64H186ZM190 65H191V64H190ZM132 66H133V65H132ZM149 66H151V65H149ZM157 66H158V65H157ZM102 67H103V66H102ZM161 67H162V65H161ZM168 67H169V66H168ZM170 67H171V66H170ZM174 67H176V66H174ZM187 67H189V65H188ZM135 68H136V67H135ZM147 68H150V67H146V69L144 68L145 70H143V72L145 71V73H146V70L149 72L150 69L148 70ZM152 68H153V67H152ZM152 68H151V69H152ZM156 68H157V67H156ZM158 68H159V66H158ZM180 68H181V67H180ZM192 68H193V67H192ZM211 68H212V67H211ZM140 69H139V71H140ZM154 69H155V68H153V70H154ZM161 69H163V67L160 68L159 70H161ZM173 69H174V68H173ZM178 69H179V68H178ZM185 69H186V68H185ZM112 70H113V69H112ZM166 70H167V69H166ZM179 70L181 71V69H179ZM210 70H211V69H210ZM214 70H215V69H214ZM156 71H157V70L155 69V72H156ZM169 71H170V70H169ZM194 71H195V70H194ZM194 71H193V72H194ZM133 72H137L136 74L141 75L138 71H133ZM151 72H152V71H151ZM151 72H150V73H151ZM155 72H154V73H155ZM163 72H164V71H162V72L159 71L158 74L156 73L157 76H158V79L160 78L159 74H160V73L162 74ZM166 72H167V71H165L164 74H166ZM175 72L177 73V71H175ZM175 72H174V73H175ZM178 72H179V71H178ZM189 72H191V70H190ZM150 73H148L149 76H150ZM154 73H153V75H154ZM168 73H169V72H168ZM110 74H111V73H110ZM114 74H115V73H114ZM132 74H133V75H136L135 73H132ZM143 74H144V73H143ZM156 74H155V75H156ZM172 74H173V73H172ZM194 74H195V73H194ZM168 75H169V74H168ZM179 75H180V72H179ZM110 76H113V75H110ZM127 76H128V75H127ZM151 76H152V74H151ZM161 76H162V75H161ZM184 76H185V75H184ZM209 76H211V74H210ZM215 76H216V75H215ZM217 76H218V74H217ZM226 76H227V75H226ZM137 77H138V79H139V76H136V77H134V76L132 77V76H131V79H132V78H137ZM141 77H142V76H141ZM163 77H164V76H163ZM163 77H162V78H163ZM176 77H177V76H176V74H175V77H174V78H176ZM206 77H207V76H206ZM221 77H222V75H221ZM228 77H229V76H228ZM118 78H119V77H118ZM154 78H155V76H154ZM171 78H173V76H172ZM177 78H178V77H177ZM204 78H205V77H204ZM207 78H208V77H207ZM210 78H212V77H210ZM210 78H209V79H210ZM108 79H109V77H108ZM155 79H157V78H155ZM168 79H169V78H168ZM209 79H208V80H209ZM227 79H229V78H227ZM109 80H110V79H109ZM132 80H133V79H132ZM136 80H137V79H136ZM136 80H134V81L136 82ZM150 80H151V79H150ZM175 80H176V79H175ZM204 80H205V79H204ZM206 80H207V79H206ZM230 80H231V79H230ZM151 81H152V80H151ZM181 81H182V80H181ZM190 81H191V80H190ZM211 81H212V80H211ZM234 81H235V79H234ZM130 82H131V80H130ZM132 82H133V81H132ZM153 82H154V79H153ZM120 83H121V82H120ZM133 83H134V82H133ZM137 83H138V82H137ZM137 83H136V84H137ZM140 83H141V82H140ZM140 83H138V86H141V85L143 84V82H142L141 85H140ZM156 83H157V82H156ZM204 83H205V82H204ZM230 83L232 84V83H234V82H230ZM235 83H236V82H235ZM106 84H107V82H106ZM113 84H114V83H113ZM127 84H128V83H127ZM209 84H210V83H209ZM143 85H144V84H143ZM157 85H158V84H157ZM107 86H108V85H107ZM110 86H111V85H110ZM128 86H129V85H128ZM130 86H131V85H130ZM133 86H134V85H133ZM135 86H136V85H135ZM124 88H127V86L124 87ZM130 88H132V87H130ZM134 88H135V87H134ZM218 88H219V87H218ZM218 88L216 87L215 89H217V90L214 89L215 91L213 90V92L218 91ZM220 88H221V91H222V90H223L222 87H220ZM220 88H219V89H220ZM144 89H145V88H144ZM236 89H237V88H234V89H233V92H234V90H236ZM109 90H110V89H109ZM122 90H123V88H122ZM126 90H127V89H126ZM160 90H161V89H160ZM171 90H172V89H171ZM188 90H189V89H188ZM190 90H191V89H190ZM190 90H189V91H190ZM198 90H199V89H198ZM200 90H201V88H200ZM200 90H199V91H200ZM206 90H207V89H206ZM128 91H129V90H128ZM133 91H134V90H133ZM184 91H185V90H183V91H181V92H184ZM186 91H187V90H186ZM207 91H208V90H207ZM144 92L146 93V91H144ZM160 92H161V91H160ZM164 92H165V91L163 90V93L161 92V94H164V96L168 94V93H166V92H165V93H166V94H165ZM172 92H173V93H172ZM172 92H170V93H171L172 95H174V98H175V96H176V98H177V95H176V94H178V93L174 94V91H172ZM175 92H176V90H175ZM178 92H179V91H178ZM191 92H192V91H191ZM193 92H194V91H193ZM193 92H192V96H194L193 99H196V98H195V95H193ZM195 92H196V91H195ZM205 92H206V91H205ZM242 92H243V93H242ZM242 92H240V95H239V93L237 92L238 95H239L238 99L241 100L240 103L242 102V99H244V97H248V96H245V95H248V93L251 94L250 91H249V92H247V91H242ZM129 93H130V91H129ZM132 93H133V92H132ZM132 93H130V94H132ZM141 93H142V88H139V87L136 86V88H135V93H134V94H137V95L139 96ZM149 93H150V92H149ZM158 93H159V91L157 92V94H158ZM186 93H187V92H186ZM186 93H185V94L183 93V94L186 96V100H185V101H187V98H188V96H189V95H186ZM202 93H203V90H202ZM207 93H208V92H207ZM218 93H219V92H218ZM235 93H236V92H235ZM146 94H147V93H146ZM157 94L155 95V96H156L155 100L158 98L157 100H158L159 103H156V101H155V102L153 103V105H152V104H151L152 101H149L150 104L152 105V107H154L153 109H151V110H152L151 113H152V115H153V119H154L153 122H154V123H153V125H152L151 123H149L150 125L153 126V127H151V128H150V125L148 124V126H149V128H150V132H148V133H145V131H144V130H146L145 128H144L143 130L141 129L142 127L139 129V127H140L139 124L142 122V119H143V118H142L140 112H138L139 110H138V111L136 110V107H137V108L140 107V104H139V106H137L138 103H139V101H140V102H141V101L144 102V100H142L143 97L140 98L141 100H139V101H138V98H137V101H136V99H135L133 102H132V100H131V103H130V104H131V106L134 107V110H136V111H135V112H136V116L133 117V124H135V126L138 128V129H137V128H136V129H137L138 132H140L141 134H143V135H149V134H151V135H152V134H153V135H156V134H157V135L161 136L162 138H164V140H167V139H165V138H168L169 141H170V140L173 139V138H176V139L179 140L180 137H187V136L191 135L192 132L196 131V130H197L196 128H198V129H203V130H208V129H213V128L217 127V125H218L217 121H218V119H219V115H221V113L219 114V112L216 111V110L218 109V110L220 111V109H221V108L219 109V105H220V104H219V105H216V107L218 106V108L215 107L216 110H213V112H210V114L206 112V109H204L206 114L203 115V114H204V113H203L204 111H201V110H200L201 108H199V110L202 112V114H201L200 111H199L198 108H197V107H199V106L192 107V106L197 105L198 102L195 103V104L193 103L194 100L192 101L193 104H190L191 102L188 104L189 101H188V102H185V103L188 104V106H187V104H185V103L182 101L183 99L180 101V99L178 98V99H179L178 104H179L180 107H181V108H180V107H178V108H180V111H181V112H180V113H178V112L176 113V109L179 110V109L177 108V103H175V104H176V108L173 110V111H175V112L172 111V106H173L174 104H173V105H167V104H168V103H167L166 105H163V106H160V107L158 106V108H156L157 105L155 106V105H154L155 103L158 104V105H161L160 103H162V102L165 101V100H164V98H165L164 96L161 97V98H163V99H160L159 97H157ZM161 94H160V95H161ZM179 94H181V93L179 92ZM183 94H181L180 97H184V96H182ZM188 94H189V92H188ZM190 94H191V93H190ZM195 94L198 95L199 93L196 92ZM213 94H214V93H213ZM215 94H216V93H215ZM241 94H242V96H244L243 98L241 97ZM150 95H151V93L149 94V96H150ZM197 95H196V96H197ZM199 95H201V94H199ZM199 95H198V96H199ZM216 95H217V94H216ZM109 96H110V95H109ZM134 96H135V95H134ZM142 96H143V94H142ZM151 96H152V95H151ZM155 96H153V97H155ZM169 96H170V94H168V96H166V97H167V100L171 102V99H172V100H174V102H175V99H173V97H171V96H170V97H171V99H170V98H168ZM192 96H189V98L191 97L190 100H192ZM198 96H197V97H198ZM214 96H215V95H214ZM234 96H235V94H234ZM112 97H113V96H112ZM178 97H179V95H178ZM199 97H201V96H199ZM233 98H234V97H233ZM236 98H237V96H236ZM240 98H242V99H240ZM111 99H112V98H111ZM122 99H123V98H122ZM151 99H152V98L150 97L149 100H151ZM159 99H160V100H163V101L161 102V101H159ZM197 99H198V98H197ZM197 99H196V100H197ZM199 99H200V98H199ZM248 99H249V98H248ZM250 99H251V101H253L252 98H250ZM113 100H114V99H113ZM176 100H177V99H176ZM188 100H189V99H188ZM196 100H195V101H196ZM236 100H237V99H236ZM236 100H235V98H234V101H235V102H236ZM239 100H238V101H239ZM255 100H256V99H254V101H255ZM146 101H147V99H146ZM153 101H154V99H153ZM238 101H237V102H238ZM256 101H257V100H256ZM259 101H261V100H259ZM113 102H114V101H113ZM170 102H169V103H170ZM176 102H177V101H176ZM243 102H244V101H243ZM245 102H247V104H246ZM245 102H244V104L241 103V104L244 106V109H245V110H248V109L251 110V106H252V104H250V102H248V101H246V100H245ZM144 103H145V102H144ZM144 103H143V104H144ZM199 103H200V102H199ZM199 103H198V104H199ZM259 103H260V102H258V104H259ZM141 104H142V103H141ZM143 104H142V105H143ZM145 104H146V103H145ZM145 104H144V106H145ZM150 104H149V105H150ZM227 104L229 105V107L232 106V105H230L231 103H230V104L227 103ZM245 104H246V105H245ZM146 105L148 106V107H147L148 109L151 108V107H149L148 102H147ZM151 105H150V106H151ZM189 105H192V106L190 107ZM199 105H201V103H200ZM202 105H204V104H202ZM104 106H105V105H104ZM131 106H130V107H131ZM260 106H261V105H260ZM200 107H201V106H200ZM202 107H203V106H202ZM147 108H146V109H147ZM173 108H174V107H173ZM196 108H197V109H196ZM215 108H214V109H215ZM224 108H227V107H224ZM224 108H222V109H224ZM230 108H234V107L232 106V107H230ZM230 108H227L226 110H228V109H230ZM110 109H111V108H110ZM131 109H132V108H131ZM139 109H140V110L143 109L142 111L146 110L145 107H143V106H141ZM181 109H182V110H181ZM202 109H203V108H202ZM210 109H212V107H211ZM210 109H208V111H209ZM244 109H243V110H244ZM107 110H109V109H106V111H107ZM134 110L132 109L133 112H134ZM224 110H225V109H224ZM234 110H235V109H234ZM258 110H259L260 113H261V112L264 110V107L261 106V108H258ZM124 111H125V110H124ZM210 111H211V110H210ZM215 111H216V112H215ZM117 112H118V111H117ZM220 112H221V111H220ZM244 112H245V111H244ZM104 113H105V112H104ZM173 113L175 114V116L173 115V117H172V114H173ZM105 114H107V112H106ZM108 114H109V113H108ZM243 114H245V113H243ZM112 115H114V114H112ZM184 115H185V116H184ZM103 118L105 119V118H107V117H103ZM128 118H129V117H128ZM220 118H221V117H220ZM222 118H223V117H222ZM236 118H237V117H236ZM243 118H244L243 115L240 114V115H239V118H237L236 121H237V122H242ZM68 119H70V118H68ZM118 119H119V118H118ZM241 119H242V120H241ZM66 120H67V119H66ZM106 120H107V119H106ZM106 120H105V122H106ZM71 121H72V120L68 121V123H69V122L71 123ZM119 121H120V120H119ZM145 121H147V120H145ZM62 122H63V124H64V121H62ZM62 122H61V124H62ZM65 123H66V124H64V125H68L67 122H65ZM73 123H74V122H73ZM106 123H107V122H106ZM120 123H121V122H120ZM58 124H59V122H57V123L55 124V126L58 127ZM71 124H72V123H71ZM121 124H122V123H121ZM59 125H60V124H59ZM64 125H63V126H64ZM104 125H106V124L103 122V126H104ZM107 125H109V123H107ZM119 125H120V124H119ZM123 125H124V124H123ZM142 125H143V124H142ZM146 125H147V124H146ZM257 125H258V124H257ZM61 126H62V125H61ZM72 126H73V124H72ZM72 126H71V128L73 129ZM97 126H99V125H97ZM121 126H122V125H121ZM121 126H120V127H121ZM138 126H139V127H138ZM220 126H223V125H220ZM74 127H76V124H75ZM105 127H107V126H105ZM108 127H111V125L108 126ZM123 127H124V126H123ZM54 128H55V127H54ZM76 128H77V127H76ZM98 128H99V127H98ZM220 128H221V127H220ZM72 129H71V130H72ZM100 129H101V128H100ZM102 129H103V128H102ZM105 129H107V128H104V130H105ZM118 129H119V128H118ZM52 130H53V129H52ZM56 130H58V129L56 128ZM66 130H67V129H66ZM74 130H75V128H74ZM77 130H78V128H77ZM93 130H94V128H93ZM111 130H112V129H111ZM120 130H121V129H120ZM120 130H119V131H120ZM124 130H125V129H124ZM68 131H70V130H68ZM97 131H98V130H97ZM99 131H100V130H99ZM109 131H110V129H109ZM116 131H118V130H116ZM53 132L56 133V131H54V130H53ZM59 132H61V131H59ZM62 132H63V130H62ZM77 132H78V131H77ZM79 132H80V131H79ZM79 132H78V133H79ZM92 132H93V131H92ZM105 132H107V130H105ZM146 132H147V130H146ZM64 133L68 135V132H67V131H66V132H63L62 134H64ZM140 133H139V134H140ZM52 134H53V133H52ZM58 134H60V133H58ZM58 134H57V135H58ZM69 134H70V133H69ZM71 134L73 135L74 133H71ZM71 134H70V135H71ZM80 134H81V133H80ZM100 134H101V132H100ZM117 134H118V133H117ZM126 134L128 135V133H126ZM141 134H140V135H141ZM74 135H76V134H74ZM74 135H73V136H74ZM110 135H111V134H110ZM112 135H113V133H112ZM123 135H124V134H123ZM135 135H136V134H135ZM151 135H150V136H151ZM63 136H64V135H63ZM63 136H62V137H63ZM65 136H66V135H65ZM80 136H82V135H80ZM98 136H99V135H98ZM53 137H57V136H55V135L53 134ZM53 137H52L53 141H54V140H57V138L54 139ZM62 137L60 136V139H59V140H64V139H65V138H64V139H61ZM113 137H114V136H113ZM141 137H142V136H141ZM58 138H59V137H58ZM81 138H82V137H81ZM105 138H106V137H105ZM151 138H152V136H151ZM170 138H171V139H170ZM24 139H25V138H24ZM24 139H23V140H24ZM26 139H27V140H30L29 138H26ZM74 139H75V138H74ZM74 139H73V140H74ZM79 139H80V138H79ZM89 139H90V137H89ZM94 139H95V138H94ZM135 139H136V138H135ZM135 139H134V140L131 139V142H132V141H134V142H137V141H138L137 139H136L137 141H135ZM149 139H150V138H149ZM153 139H154V142H155V138H154V137H153ZM153 139H152V140H153ZM23 140H22V141H23ZM59 140H58V142H59ZM68 140H70L69 137H68V139H67V142H70V141H68ZM77 140H78V138H77ZM84 140H85V136H84ZM86 140H87V136H86ZM90 140H91V139H90ZM90 140H89V144H90ZM115 140H116V139H115ZM123 140H124V139H122V140L120 139V141H123ZM128 140H130V139H128ZM128 140H125L126 143H127ZM143 140H144V139H143ZM152 140L150 139V141H152ZM25 141H26V140H25ZM75 141H76V140H75ZM75 141H74V142H75ZM79 141H80V140H79ZM82 141H83V140H82ZM92 141H94V140L92 139ZM150 141H149V142H150ZM27 142H28V141H27ZM64 142H65V141H64ZM80 142H81V141H80ZM80 142H79V143H80ZM99 142H100V141H99ZM113 142H114V141H113ZM113 142H111V144L116 143V141H115L114 143H113ZM123 142H124V141H123ZM138 142L140 143V141H138ZM138 142H137V144H138ZM141 142H142V141H141ZM171 142H174V141L171 140ZM25 143H26V142H25ZM55 143H56V142H55ZM60 143H61V142H59L58 144L60 145ZM70 143H71V144H70ZM70 143H68V144L66 143V146L69 145V147H70V145H73V142H70ZM85 143H86V142H85ZM152 143H153V141H152ZM20 144H21V143H20ZM20 144L18 143V145H20ZM23 144H24V143H23ZM27 144H28V143H27ZM62 144H63V143H62ZM80 144H82V143H80ZM95 144H96V143H95ZM98 144H99V143H98ZM98 144H96V145H98ZM101 144H102V143H101ZM133 144H135V143H132V145H133ZM142 144H143V143H142ZM144 144H145V145H143V146L145 147V146H147L146 144H148V143H144ZM155 144H156V146H155ZM155 144L153 143V147H154V146L157 147V143H155ZM18 145H17V146H18ZM24 145H26V144H24ZM29 145L31 146L30 142H29L28 145H26V146H28V147L25 146L26 149L29 148ZM77 145H78V144H77ZM85 145H86V144H85ZM87 145H88V143H87ZM87 145L85 146V148L88 149V146H89V145H88V146H87ZM93 145H94V142H93ZM93 145H92V146L90 145V146L93 147ZM107 145H108V143H107ZM114 145H115V144H114ZM117 145H120V144H117ZM124 145H125V144H124ZM130 145H131V144H130ZM130 145H128V146H130ZM149 145H151V143H149ZM17 146H16V147H17ZM20 146H21V145H20ZM64 146H65V145H64ZM64 146H61L62 149L66 147V146H65V147H64ZM74 146H76V144H74ZM74 146H72V147H73L72 150H69V149H68V150H69V152H68L69 154H70V151H73V150L75 149ZM81 146H82V145H81ZM100 146H104V145H100ZM115 146H116V145H115ZM135 146H136V144H135ZM135 146L132 147V148H131V147H129V148H131V149L134 148V150H135ZM139 146H140L141 148H144L143 146H141V144L138 145V146H136V147L138 148ZM158 146H159V145H158ZM67 147H68V146H67ZM67 147H66V148H67ZM109 147H110V146H109ZM109 147H108V148L106 147V149H109ZM111 147H112V146H111ZM117 147H118V146H117ZM117 147H116V149H115V148H114V149H112V148L109 149V152H110V150H111V151H112V150H116V151L119 150V151H121V149H120V148L117 149ZM126 147H127V144H126ZM126 147H125V148H126ZM140 147L138 148V150L141 149ZM147 147H148V146H147ZM149 147H150V146H149ZM159 147H160V146H159ZM159 147H158V148H159ZM18 148H19V147H18ZM20 148H21V150H22V148H24V147H20ZM58 148L61 149L60 147H58ZM66 148H65V149H66ZM77 148H78V147H77ZM77 148H76V150H79V152L82 151V150L80 151V149H81L80 147H79L80 149H79V148L77 149ZM83 148H84V147L82 146V149H83ZM85 148H84V149H85ZM127 148H128V147H127ZM127 148H126V149H127ZM14 149H15V146H14ZM29 149H30V148H29ZM62 149H61V150H62ZM70 149H71V148H70ZM84 149H83V151L86 150V149H85V150H84ZM150 149L152 150V145H151ZM155 149H157V148H155ZM163 149H164V148H163ZM21 150H20V151H21ZM24 150H25V149H23V151H24ZM68 150H67V151H68ZM88 150H89V149H88ZM102 150H103V148H102ZM134 150H133V151H134ZM136 150H137V149H136ZM138 150H137V151H138ZM27 151H28V150H27ZM27 151H24V152H27ZM59 151H60V150H59ZM74 151H75V150H74ZM83 151H82V152H83ZM128 151H131V150L129 149ZM155 151H156V150H155ZM17 152H18V151H17ZM17 152H16V153H17ZM21 152H22V151H21ZM24 152H22V153L24 154ZM62 152H63V151H61V153H62ZM64 152H65V151H64ZM82 152H81V153H82ZM85 152H86V151H85ZM85 152H84V153H85ZM87 152H88V151H87ZM89 152H90V150H89ZM89 152H88V155H89ZM112 152H114V151H112ZM121 152H122V154H123V151H121ZM124 152H125V151H124ZM158 152H159V155H158V156H160V153H163L164 151L162 152V149H161V152H160V149H159ZM166 152H167V151H166ZM166 152H164V154H165ZM19 153H20V152H19ZM19 153H18V154H19ZM72 153H73V152H72ZM75 153H76V152H75ZM101 153H102V152H101ZM101 153L98 154L99 157H100V155L102 156ZM73 154H74V153H73ZM73 154H72V155H73ZM96 154H97V153H96ZM105 154L107 155V153H105V151H104V152H103V155H105ZM110 154H111V153H110ZM112 154H113V156L115 155L114 153H112ZM117 154H118V153H117ZM119 154H120V153H119ZM161 155H162V154H161ZM166 155H167V154H166ZM81 156H83V155H81ZM85 156H87V153H86ZM85 156H83V157H85ZM91 156H92V155H91ZM98 156L95 155V158H97ZM113 156H112V158H113ZM93 157H94V156H92V159H93ZM99 157H98V158H99ZM104 157H105V156H104ZM110 157H111V156H110ZM167 157H168V156H167ZM86 158H87V157H86ZM88 158H89V157H88ZM95 158H94V160H95ZM100 158H101V157H100ZM105 158H106V157H105ZM107 158H108V157H107ZM110 159H111V158H110ZM160 159H161V160L165 159V160L167 161L168 158L166 159L165 156H161ZM87 160H88V159H87ZM111 160H113V159H111ZM111 160H110V161H111ZM165 160H163V161L165 162ZM168 160H169V159H168ZM85 161H86V160H85ZM105 161H106V160H105ZM108 161H109V160H108ZM108 161H106V162H108ZM87 162H88V161H87ZM93 162H94V161H93ZM98 162H100V161L98 160L97 163H98ZM156 162H157V159H156ZM164 162H162V163H164ZM167 162H169V164H170V161H167ZM89 163H90V162H89ZM91 163H92V162H91ZM94 163H95V162H94ZM103 163H104V162H103ZM109 163H111V162H109ZM98 164H99V163H98ZM101 164H102V162H101ZM107 164H108V163H107ZM91 165H92V164H91ZM93 165H94V164H93ZM105 165H106V163H105ZM105 165H103V166H105ZM164 165H165V167L167 166L166 163H165ZM97 166H98V165H97ZM100 166H101V165H100ZM109 166H110V165H109ZM154 166H155L156 168H158L159 164H158V163H155ZM180 166H181V167H180ZM180 166H179L178 162H176V166H175V167H177V170L180 172V173H179V176L182 177V179H183V181H185V183H186L187 181L189 182V181H191L192 179H194L195 174H196V170H191V169H193V168H191V169L189 168L190 170H187V168L185 169V167H182L183 164H180ZM94 167H95V166H94ZM106 167H108V166L106 165ZM162 167H163V165H162ZM170 167L172 168L171 164H170ZM170 167H169V168H170ZM101 168H103V167L101 166ZM101 168H100V169H101ZM172 169H173V168H172ZM163 170H164V169H163ZM165 171H166V170H165ZM171 171H172V170H171ZM174 171H175V168H174ZM167 172H168V171H167ZM170 173H171V172H170ZM170 176H171V175H170ZM172 177H173V176H172ZM235 177H236V173H235V170H233L232 172H230V175L227 177V179L222 180L221 182H219V181H213V180H212V183H213V185H212V186H213V189L216 190V189H219V188H221V187H222V188H223V187H226L227 185H229V184H231V183L233 182L232 180L235 179ZM156 178H157V177H156ZM156 178H155V179H156ZM186 178H187V179H186ZM236 178H237V179L234 180V186H233V188H234V189H233L234 193H235V191H237V190H238L237 193L239 192V190L242 191V190H241V189H242L241 186H242V184H243V182H244L242 177H241V178H240V177H236ZM143 179H144V178H143ZM175 179H176V177H175ZM179 179H180V178H179ZM179 179H178V180H179ZM185 179H186V180H185ZM156 180H157V179H156ZM146 181H147V180H146ZM183 181L181 180V182H183ZM172 182H173V181H170V183H172ZM174 182H175V181H174ZM176 182H177V181H176ZM176 182H175V183H176ZM179 182H180V181H179ZM148 183H149V182H148ZM166 183H169V182H166ZM153 184H154V183H153ZM161 185H162V184H161ZM183 185H184V184H183ZM138 186H141V185H138ZM151 186H152V185H151ZM156 186H157V185H154V186H152V188H153V187L156 188ZM165 186H166V185H165ZM165 186H164V187H165ZM169 186H170V185H169ZM176 186H177V185H176ZM179 186H181V185H179ZM181 187H182V186H181ZM144 188H146V187H144ZM147 188H148V187H147ZM147 188H146V189H147ZM149 188H151V187H149ZM152 188L150 189V191L153 190ZM157 188H158V187H157ZM159 188H160V187H159ZM179 188H180V187H179ZM182 188H184V187H182ZM239 188H240V189H239ZM137 189H138V187H137ZM139 189H140V191H141V187H140ZM162 189H163V188H162ZM185 189H186V188H185ZM155 190H156V189H155ZM155 190H154V191H155ZM158 190H159V189H158ZM163 190H164V189H163ZM219 190H220V189H219ZM248 190H249V191H248L249 193L247 192V194H244L247 190L244 191V193L242 192L244 195H246V196H244V198L242 197L243 199L241 198L240 194H238V195H239L238 198H241V199L237 200L238 198H235V197L233 196V197L237 200L236 202L233 200L234 202L231 201L230 203L228 202V203H229L228 205L224 204V205L221 206V208H222L223 211L227 210V213L225 214V220H224V221H226L227 223H232V224H234V225L236 224L235 228H237V227L239 226V225H238V224H239V221H238V219H237V214H238V213H244V214H246L247 216H250V215L253 216V214H254L255 212H257L258 210H260L261 208L264 207V190H263V191L259 190V189L257 188L256 184L251 185V187L248 188ZM145 191H146V190H145ZM154 191H153V192H154ZM174 191H175V190H174ZM179 191H180V190H179ZM142 192H143V191H142ZM153 192H152V193H153ZM157 192H159V191H157ZM157 192H155V193H157ZM161 192H163V191H161ZM175 192H176V191H175ZM183 192H184V191H183ZM188 192H189V191H188ZM155 193H154V194H155ZM167 194H168V193H167ZM184 194H185V193H184ZM184 194H183V195H184ZM187 194L189 195V193H187ZM243 194H242V196H243ZM165 195H166V194H165ZM172 195H173V194H172ZM180 195H181V194H180ZM190 195H191V192H190ZM235 195H236V193H235ZM157 196H160V195L157 194ZM170 196H171V195H170ZM170 196H169V198H170ZM175 196H176V195H175ZM175 196H174V199L178 200V203H179V202L181 203L182 200L178 198L179 196H178V197L176 196V198H175ZM231 196H232V195H230V197H231ZM189 197H190V196H189ZM192 197H193V196H192ZM167 198H168V197H167ZM177 198H178V199H177ZM180 198H181V196H180ZM231 198H232V197H231ZM234 198H233V199H234ZM186 199H187V197H186ZM186 199H185V200H186ZM195 199H196V198H195ZM159 200H160V199H159ZM170 200H171V198H170ZM170 200L168 199V203L170 202L169 204H173ZM172 200H173V199H172ZM176 200H173L174 205H172V206H174V207L177 206V204H176L177 201H176ZM180 200H181V201H180ZM231 200H232V199H231ZM187 201H188V200H187ZM194 201H196V200H194ZM165 202H167V200H166ZM183 202H184V200H183ZM183 202H182V203H183ZM185 202H186V201H185ZM185 202H184V203H185ZM188 202H189V201H188ZM159 203H161V202H159ZM180 203H179V205H180ZM182 203H181V205H182ZM184 203H183V204H184ZM189 203H191V202H189ZM166 204H167V203H166ZM185 204H186V203H185ZM187 204H188V203H187ZM191 204H192V203H191ZM162 205H164V204H162ZM166 206H167V205H166ZM169 206H170V205H169ZM183 206H184V205L181 206L182 208H179V206H178V207H175V208H177V209H178V208H179V209H183V212H184V210H185L184 208H186L188 205H186L185 207H183ZM163 207H164V206H163ZM191 207H193V206H191ZM171 208H173V207H171ZM187 208H188V207H187ZM197 208H198V207H197ZM177 209H175V210H177ZM189 209H190V208H189ZM195 209H196V208H195ZM169 210H170V209H169ZM196 210H197V209H196ZM199 210H201V209L198 208V211H197L198 213L195 212L194 210H193V211L189 210V211H191V215H189V218H195L197 214H200V213H199ZM181 211H182V210H181ZM185 211H186V210H185ZM170 212H171V211H170ZM17 213H18V211H17ZM184 213H185V212H184ZM196 213H197V214H196ZM185 214H188V213L186 212ZM18 215H19V214H18ZM18 215H16V216H18ZM5 216H6V215H5ZM11 216H12V215H11ZM13 216H15V215H13ZM16 216H15V217H16ZM200 217H201V216H200ZM0 218H1V214H0ZM3 218H4V217H3ZM16 218H18V217H16ZM198 218H199V216H198ZM7 219H8V218H7ZM4 220H5V219H4ZM15 220H16V219H15ZM200 220H201V218H200L199 220H197V221H199V223H200V222H202V221H200ZM202 220H203V219H202ZM10 221H11V220H10ZM10 221H9V222H10ZM61 221H62V220H61ZM207 221H211V220H210L209 218H207ZM9 222H8V223H9ZM63 222H64V221H63ZM191 222H192V221H191ZM61 223H62V222H61ZM215 223H216V222H215ZM66 224H67V223H66ZM66 224H65V226H64V224H63V226L66 227V226H67ZM202 226H205V222H204V225H203V222H202ZM202 226H200V227H202ZM214 226H215V225H214ZM214 226H213V227H214ZM64 227H63V228H64ZM203 228H206V226L203 227ZM215 228H216V227H215ZM64 229H65V228H64ZM206 229H207V228H206ZM7 230H8V229H7ZM8 231H9V230H8ZM67 231H68V230H67ZM67 231H66L65 234H67ZM22 232H23V230H22ZM22 232H20V233L22 234ZM212 232H213V231H212ZM214 232H215V231H214ZM8 233H10V232H8ZM216 233H217V232H216ZM24 234H25V232H24ZM24 234H23V235H24ZM62 234H63V232H62ZM211 234H212L213 236L215 235V234H213V233H211ZM209 235H210V234H209ZM218 235H219V234H218ZM8 236H10V235H7L6 239L8 238V239H10V241H11L12 239H11L10 237H8ZM64 236H66V235H64ZM191 236H192V235H191ZM193 236H194V235H193ZM196 236H197V235H195V237H196ZM216 236H217V234H216ZM220 236H221V235H220ZM3 237H4V236H3ZM3 237H1V239H2ZM188 237H190V236H188ZM207 237H208V236H207ZM211 237H212V236H211ZM4 238H5V237H4ZM30 238H31V237H30ZM63 238H64V237H63ZM183 238H184V237H183ZM198 238H200V235H199V234H198ZM213 238H214V237H213ZM1 239H0V241H4V240H5V239H4V240H1ZM25 239H26V235H24V240H25ZM28 239H29V238H28ZM187 239H188V238H187ZM202 239H205V238H202ZM66 240H67V239H66ZM69 240H70V239H69ZM185 240H186V239H185ZM194 240H195V239H194ZM12 241H14V240H12ZM12 241H11V242H12ZM28 241H29V240H28ZM28 241H27V239H26V242H27L26 245L30 244L31 249H32V246H33V248H34V245H33V244H32V246H31V243H32V242H29V243H28ZM32 241H33V240H32ZM64 241H65V240H64ZM179 241L182 242V241H184V240H182V238H181V240H178V242H179ZM187 241H188V240H187ZM187 241H186V243H187L186 245H189V246H190V242L188 243ZM203 241H204V240H203ZM211 241H212V240H211ZM5 242H8V241L6 240V241H4V243H5ZM11 242H10V243H11ZM14 242H15V241H14ZM14 242H13V244L11 243V244H12L11 246H7V247H10V248H8V251H11V250H12L11 247L15 244ZM34 242H35V241H34ZM34 242H33V243H34ZM194 242L197 243L196 241H194ZM201 242H202V240H201ZM205 242H207V239L204 241V243H205ZM218 242H219V241H218ZM218 242H217V243H218ZM10 243H8V244L5 243V244L2 245V246L4 247L5 245H9ZM24 243H25V241H24ZM61 243H63V242H61ZM191 243H192L191 245L194 244L193 242H191ZM215 243H216V242H215ZM217 243H216V244H217ZM1 244H2V242H0V245H1ZM70 244H71V243H70ZM70 244H69V245H70ZM179 244H180V243H179ZM211 244H212V243H211ZM16 245H17V243H16ZM26 245H25V246H26ZM37 245H38V244H37ZM60 245H61V244H60ZM66 245H67V244H66ZM181 245H182V244H180V247H181ZM184 245H185V244H184ZM184 245H182V246H184ZM197 245L199 246V244H197ZM200 245H201V244H200ZM205 245H206V244H205ZM209 245H210V244L208 243V246H209ZM217 245H218V244H217ZM2 246H1V247H2ZM70 246H71V245H70ZM70 246H68V247H70ZM198 246H197L196 248H198ZM208 246H207V247H208ZM213 246H214V248L216 247L215 245H213ZM14 247H15V245H14ZM26 247H27V246H26ZM30 247L28 246V248H30ZM37 247H38V246H37ZM65 247H66V246H65ZM190 247H192V249H193V246H190ZM190 247H189L188 249H191ZM201 247H202V246H201ZM204 247H205V246H204ZM204 247H203V248H204ZM210 247H211V251H216V250H218V249L220 250V247H221V246H220V247H217L218 249H215V250H213L214 248H213L212 246H209V248H210ZM4 248H6V247H4ZM12 248H13V247H12ZM39 248H40V247H39ZM61 248H62V247H61ZM70 248H73V247H70ZM186 248H187V247H185V249H186ZM194 248H195V247H194ZM199 248H200V247H199ZM221 248H222V247H221ZM223 248H224V247H223ZM241 248H242V247H241ZM2 249H3V248H2ZM2 249L0 248V250H2ZM9 249H10V250H9ZM13 249H14V248H13ZM176 249H177V248H176ZM179 249H181V248H179ZM201 249H202V248H201ZM226 249H227V248H226ZM226 249H225L224 252H226V251H230V249H232V248H230V249H228V250H226ZM5 250H7V248H6V249H3V255H4V256H5V254H6V253H4ZM199 250H200V249H199ZM206 250H207V249H206ZM8 251H5V252H8ZM65 251H66V250H65ZM193 251H194V250H193ZM196 251H197V250H196ZM209 251H210V249H209ZM209 251L207 250V252H209ZM183 252H184V250H183ZM201 252H202V251H201ZM216 252H217V251H216ZM220 252H221V250H220ZM224 252H223V253H224ZM234 252H235V251H234ZM223 253L221 252V254H223ZM227 253H228V252H227ZM227 253H226V254H227ZM230 253H233V251L230 252ZM235 253H236V252H235ZM191 254H192V252H191ZM206 254H207V253H206ZM206 254H204V255H206ZM210 254H211V252H210ZM228 254H229V253H228ZM200 255H201V254H200ZM202 255H203V254H202ZM212 255H214V254H212ZM215 255H216V254H215ZM224 255H225V254H224ZM233 255H234V254H233ZM233 255H232V256H233ZM4 256H3V257H4ZM208 256H209V255H208ZM208 256H207V257H208ZM220 257H222V256H220ZM220 257H219V258H220ZM183 258H184V256H183ZM191 258L193 259L192 262L194 261L193 264H194L195 262H197V260H198V257H197V256H191ZM191 258H190V259H191ZM208 258H209V257H208ZM211 258H212V256H211ZM213 258H216V257L214 256ZM225 258L228 259V257H226V255H225ZM184 259H185V258H184ZM41 260H42V259H41ZM208 260H209V259H208ZM212 260H213V259H212ZM212 260H211V261H212ZM217 260H218V259H217ZM222 260H224V256H223V259H222ZM225 261H226V260H225ZM227 261H228V260H227ZM227 261H226V262H227ZM1 262H2V260H1ZM214 262H215V261H214ZM218 262H221V261H218ZM3 263H4V262H3ZM211 263H212V262H211ZM223 263H225V262H223ZM218 264H219V263H218ZM220 264H222V263H220Z\"/></svg>","mask_w":264,"mask_h":264}]
</instances>
